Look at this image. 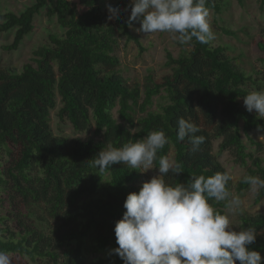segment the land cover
I'll use <instances>...</instances> for the list:
<instances>
[{"label": "trees", "instance_id": "16d2710c", "mask_svg": "<svg viewBox=\"0 0 264 264\" xmlns=\"http://www.w3.org/2000/svg\"><path fill=\"white\" fill-rule=\"evenodd\" d=\"M256 1L263 9L264 0ZM48 2L49 15L64 34L49 35V43L38 46L32 61L20 71L0 70V195L26 207L46 202L57 225L48 235L20 214L0 216V250L17 257L11 258L12 264H123L111 252L118 247L114 228L126 211L127 195L142 186V174L123 164L99 172L93 160L109 145L121 147L162 130L169 143L158 152L154 167L158 170L160 156L179 163L182 173L163 177L176 185L193 176L226 171L213 154V142L221 139L220 150L233 149L246 176L264 179V156L247 152L242 140L243 134L264 133V119L243 105L246 94L264 89L262 72L249 75L233 63L224 47L193 39L180 44L177 57L166 51L167 74L158 80L148 75L142 88L128 84L116 70L117 36L143 51L126 23L129 0H113L112 5L121 9L119 29L107 19L103 0H34L20 14L0 16V34L14 31L3 51L19 49ZM205 6L216 15L221 12L217 0H206ZM220 31L233 35L225 28ZM257 48L264 61V39ZM157 97L164 105L149 111ZM57 108L61 123L68 122L78 134L94 127L101 140L55 136L50 118ZM135 114L141 117L135 120ZM179 117L201 129L196 134L204 137L199 151L191 150L187 138L177 140ZM228 188L233 190L231 181ZM249 188L242 178L235 190L240 194ZM262 201L264 189L255 198V203ZM209 203L225 214L224 202L210 199ZM241 225L256 228L258 235L249 248L263 255L264 214L244 215Z\"/></svg>", "mask_w": 264, "mask_h": 264}, {"label": "clouds", "instance_id": "9594fccd", "mask_svg": "<svg viewBox=\"0 0 264 264\" xmlns=\"http://www.w3.org/2000/svg\"><path fill=\"white\" fill-rule=\"evenodd\" d=\"M206 0H130L126 23L146 35L173 34L179 44L195 39L201 44L213 40ZM107 19H119L120 7L107 4ZM127 10V8L125 9ZM245 109L264 119V89L250 91L243 97ZM177 140L187 138L193 152L199 151L204 137L201 129L184 117L177 119ZM258 130H260L258 126ZM169 138L161 131H151L143 139L121 147L109 145L94 158V166L103 173L112 165L123 164L141 173L154 169L157 155ZM182 173L179 163L168 156L159 157L158 175L142 183L138 192L127 195L126 211L116 222L114 232L118 247L111 250L123 264H264L259 251L251 250L258 235L249 225L239 231L232 227L228 214L216 211L210 199L224 202L231 214H242V201L228 188L229 172L212 176H193L187 183L167 184L164 176ZM243 182L253 193L264 189V179L245 176ZM0 264H12L8 252L0 250Z\"/></svg>", "mask_w": 264, "mask_h": 264}, {"label": "rangeland", "instance_id": "374dc122", "mask_svg": "<svg viewBox=\"0 0 264 264\" xmlns=\"http://www.w3.org/2000/svg\"><path fill=\"white\" fill-rule=\"evenodd\" d=\"M217 1L221 3V12L216 15L209 11V22L215 37L210 41L212 46L224 47L226 54L233 60V63L247 74H258L260 72L264 74L263 54L257 48V43L264 39V8L261 9L256 0H243L242 4H239L237 0ZM32 4H34V0H0V16L8 12L20 14ZM75 4H77L76 1ZM103 4L107 15H109L106 5H112L113 0H103ZM50 8L51 4L48 2L47 6L35 17L33 32L24 38L16 52L8 53L2 49V46L12 42L14 31L0 34V70L20 71L24 64L32 61L33 51L38 46L49 43V35L56 34L61 36L64 34V29L57 24L56 18L49 15ZM126 14L130 15V10H127ZM110 22L119 29L117 19ZM139 27V24H135L130 27V30L139 38L143 51H140L135 43L127 42L124 37L118 35V44L115 48L114 56L119 59V66L116 70L121 73L128 84L139 85L142 88L148 75L153 74L154 79L158 80L170 71L165 65L166 51L177 57L182 47L173 34L158 32L146 35L135 30ZM220 28L233 32V35L223 34ZM262 86L264 88V81ZM164 103L158 97L155 98L154 105L149 111H158L159 107L164 105ZM58 108L51 112L50 118V126L55 136L79 137L83 141L88 139L101 140L95 135L94 127L86 133L78 134L73 131L68 122L61 123L56 115ZM134 117L136 120L141 115L135 114ZM242 140L247 147V152L261 157L264 156V133L252 132L248 136L243 134ZM221 142V139L213 142V154L216 160L232 176L230 181L233 190L231 193L240 198L243 209L242 214H231L228 209L225 214L229 215L232 227L239 231L242 228V216L264 214V201L255 203L257 194L253 193L250 188L240 194L236 192V184L246 176V168L237 162L233 149L220 150ZM141 174L142 179L139 184L142 185L143 182L158 175V170L154 168ZM16 202H19V200L15 201L6 194L0 195V216L20 214L31 226L48 235L51 234L57 224L55 218L50 216L49 205L46 202L31 204L30 207L22 204H17L19 205L17 206ZM7 222H10L11 225L15 224L12 219H7ZM261 257L264 260V254ZM11 258L17 259L15 256H11ZM28 263L33 264L29 261Z\"/></svg>", "mask_w": 264, "mask_h": 264}]
</instances>
